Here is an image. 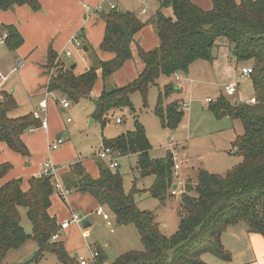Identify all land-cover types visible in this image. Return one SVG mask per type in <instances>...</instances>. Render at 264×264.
I'll list each match as a JSON object with an SVG mask.
<instances>
[{"label": "trees", "instance_id": "obj_1", "mask_svg": "<svg viewBox=\"0 0 264 264\" xmlns=\"http://www.w3.org/2000/svg\"><path fill=\"white\" fill-rule=\"evenodd\" d=\"M154 27L159 46L145 51L137 47V56L143 69L135 80L123 87L107 89L103 85L94 101L92 118L103 127L108 115L117 110L129 109L134 113L131 96L138 94L142 106L148 107V91L156 85L160 76L171 79L174 75H188L197 61L212 62L214 50L225 45L236 64L250 62L253 98L249 103L234 105L220 95L209 107L216 118L224 115L242 124V134L232 142L233 150L242 161L224 175L199 170L197 181H184L180 195L179 225L171 236H165L155 222L154 214L138 209L132 188L125 193L122 177L117 170L97 162L98 177L93 178L81 161L68 166L60 182L69 194L90 196L113 218L119 227L133 225L137 230L142 249L120 255L111 264H205L202 255L207 253L221 261L229 262L231 255L222 244L223 234L231 227L244 224L248 233L259 234L264 239V0H210L211 8L204 10L192 0H156ZM21 6L39 11L37 0H0V12H8ZM170 10L172 15H166ZM104 22V35L99 50L113 57L107 61L88 52L90 66L77 73L60 62L49 48L43 66L48 76L47 93L63 97L77 104L89 99L99 71L103 81L119 71L132 58L131 45L134 36L150 21H142L137 14L116 8H103L99 12ZM9 34L6 46L15 51L23 43L18 31L6 26ZM84 46L82 29L75 37ZM88 48V47H87ZM83 49V48H82ZM181 93L179 87L169 82L159 91L153 114L159 118L162 128L174 131L184 118L185 111L179 101L165 104L173 94ZM17 102L8 93L0 92V145L10 151L29 157L22 141L27 131L40 128V122L27 114L11 117L17 110ZM109 148L123 158L137 156V171L141 178L154 177L148 189L149 196L164 203L173 185V161L170 152L164 158L152 159L151 144L144 126L135 118L134 129L112 139L103 140ZM98 159V158H97ZM100 160V159H98ZM12 166L0 164V180ZM28 189L23 190L18 180L0 185V264L11 250L19 249L25 242L36 244L33 260L39 262L51 253L60 264H76L77 259L68 255L60 236V224L49 214L51 198L55 193L51 176L31 177ZM61 197V196H60ZM20 209L26 210L31 224L27 234L21 226ZM204 245L202 249L197 246ZM97 256L90 264H108L104 252L94 249Z\"/></svg>", "mask_w": 264, "mask_h": 264}, {"label": "rangeland", "instance_id": "obj_2", "mask_svg": "<svg viewBox=\"0 0 264 264\" xmlns=\"http://www.w3.org/2000/svg\"><path fill=\"white\" fill-rule=\"evenodd\" d=\"M205 1V5H209L208 0ZM106 4L108 6L117 4L121 11L133 12L137 16L139 11L144 10L139 18L143 22L150 21L146 30L148 32L150 30L157 37L154 27V15L157 10L156 0H107ZM199 5L201 6L200 3ZM165 14L172 15L170 10H166ZM6 52L5 46L0 44V63L5 62L7 69L8 53ZM214 54L216 57L211 63L208 61L194 63L190 67L188 75L184 76V91L171 95L165 101V104H167L177 100L185 106L184 118L174 131L162 128L159 118L153 114L159 91L170 82V79L165 76H160L156 81V85L149 89L147 108L142 106L140 95L133 94L131 103L134 113L130 112L129 109L113 111L108 115V121L103 127L99 121L94 120L91 116L96 100L95 93H91L89 99H83L77 104L68 102L69 108L65 113L61 112V96L58 95L60 97L57 101L55 99L46 116L50 126L61 129L60 134L64 144L57 152L67 151L75 155L76 160L73 161H81L83 165H87L90 171L96 172L98 171L97 162L108 166L106 160L97 159V154L104 148L103 140L112 139L132 131L134 129V119L136 118L145 128L147 138L151 144L149 155L152 159L164 158L166 153L170 151L167 145L171 141V143L178 145L175 150L179 156L183 155L189 160L186 172L184 171L183 176H179L180 179L195 184L198 171L201 169L212 174L224 175L226 171L242 161L240 155H234L235 150L232 147L235 137L242 134V124L239 120H232L227 115L216 118L209 111L212 104L206 100L210 99L215 102L220 95L225 96L222 93L224 86L237 82V91L233 95L225 97L230 101L234 102L236 100L240 104H245L252 100L253 89L249 76L241 75V69L249 67L250 62L236 64L225 45L215 49ZM72 61L73 59L68 60L66 66L69 67ZM75 71L77 73L83 72L80 66ZM0 79L2 80V77ZM9 84L14 85L10 78ZM100 84L99 80L98 86ZM113 87L115 86L110 78L107 89ZM20 97L22 101L20 100L19 106H21L22 111H27L31 105L30 100L24 94ZM10 116L14 118L15 112L11 113ZM67 119H70V121L67 122ZM116 120H120L121 123H116ZM55 139L56 137L52 142ZM0 157L3 163L12 165L13 170L11 173L17 180L25 178L29 174L30 171L27 170L28 167L26 168L25 165L38 167L39 163L47 159L46 151L44 154L43 151L30 153L29 158H24L15 153H10V157L1 153ZM34 158L35 163H33ZM114 170H117L122 177L125 193H130L132 188L138 190L134 195V201L138 209L153 212L155 222L159 224L161 232L167 237L173 235L179 225L180 196L168 197L163 204L151 198L148 189L152 185L154 177L141 178L139 176L136 155L118 159V167ZM3 180H0V183H3ZM26 183L22 184V187H25ZM71 202H74V207L78 210L76 213L80 216L81 221L80 223H71L67 229H60V239L66 252L72 258L77 254L78 257L90 261L92 258L91 251L99 248L104 252L107 263L111 264L127 251L142 249L140 237L135 227L133 225L119 227L110 216L112 227L108 228L107 223L95 213L97 206L88 195L78 194L67 199V197H60L55 191L51 209L59 224L63 220L68 221L71 219L70 209L68 208V204ZM19 212L21 226L27 234H30L31 224L26 216V210L20 209ZM82 221H87L90 226L83 228L81 226ZM111 229L113 233H111ZM226 241L228 240L226 239ZM203 247L204 245H199L197 249ZM35 249L36 244L32 240H28L19 249L9 251L1 264H60L54 254L51 253L46 254L39 262H34ZM202 260L205 264H209L216 259H212L211 255L204 253ZM215 262L218 263L217 260Z\"/></svg>", "mask_w": 264, "mask_h": 264}, {"label": "crops", "instance_id": "obj_3", "mask_svg": "<svg viewBox=\"0 0 264 264\" xmlns=\"http://www.w3.org/2000/svg\"><path fill=\"white\" fill-rule=\"evenodd\" d=\"M37 1L40 7L39 11L37 12L32 11L27 6L17 7L8 12H0V24L4 27L12 26L15 28L23 41L22 45L15 51H10L5 44L4 46L7 50L6 53H8L7 69L5 67V62L0 63V78L2 77V80H4L2 81L0 79V92L4 91L10 93L17 102L18 108L14 111V117L24 116L33 112L38 107V104L43 100L46 101L45 116H47L49 109L53 105V102H55V99L57 101L58 97H60L57 94L47 93L46 91L49 78L44 72L43 66L46 63L47 51L49 48H51L57 54L60 62L66 65L68 60L73 59L72 63H76L75 69L79 68L80 66L83 71L87 70L90 66V62L88 60V52L90 50L94 51L97 55V58H99L101 61H107L113 57L112 54L104 53L99 50V45L102 41L105 27L103 20L99 16V12L103 10V8L109 7L120 10L119 5L111 4L108 6L106 4L107 0ZM192 1L194 3L197 2L196 4L204 10H209L211 8L210 0H208L209 5H205V0ZM143 13L144 10L139 11V15H142ZM139 15L138 17H140ZM147 26L148 25H146L134 36V41L131 45L132 58L125 62L123 67L110 77L114 86L123 87L127 85L128 83L135 80L142 71L143 64L137 56V47H140L145 51H149L159 46L158 37H156L153 32L151 33L150 30L148 32V30H146ZM81 29L84 35V46L82 48L86 49L85 52L82 48L79 50L76 49L72 43ZM67 51L71 52L70 57L65 56V52ZM72 63H70V66ZM97 74V81L91 92L93 94L95 93L96 98L100 95L103 85L107 86L108 80L110 79L109 78L108 80L103 81L99 71ZM178 77V80H176L175 76H173L172 79H170V82L175 83L182 93L185 88L183 82L184 76L179 75ZM9 78L12 79L14 85H8ZM99 80L101 83L100 86H98ZM22 94L26 95L31 103L30 108L27 111H22L21 106H19L20 100L22 101V98L20 97ZM49 98L51 99L49 100ZM60 98L62 101L63 97ZM66 110L61 107L62 113H65ZM46 119V130L40 128L35 129L25 132L21 137L29 151V154L42 151L44 154L46 151L47 157L46 160L39 163L38 167L35 166L36 168L25 165L26 168L28 167L27 170L30 172L25 178L21 179V188L23 190L27 189L28 184L26 182L29 178L33 176L39 177L42 171V164L45 161H49L54 167H56V178L59 181L61 175L67 172L68 166L76 162L73 161L76 160L75 155L70 154L67 151L57 152L58 149L64 144V140L60 134L61 129L52 125L50 126L47 117ZM55 137L56 139L53 142L60 138L63 140V144L57 150L49 152L48 146L53 143L52 140ZM177 146L178 145H176V147ZM1 153L5 154L7 157H10V153L14 152L10 151L4 144H1L0 154ZM234 155L237 154L234 153ZM181 156L184 157L183 155ZM0 160H2L1 157ZM33 163H35V158L33 159ZM187 163H189L188 159L187 162L180 168L179 173L182 176L186 170ZM0 164H3V160L0 162ZM83 166L91 175V177H98V171L92 172L88 169L87 165L84 164ZM33 169L35 170L34 172ZM12 170L13 167L7 176L3 178V183L10 180H17L11 173ZM3 183H0V185ZM24 183H26V186L22 187V184ZM73 195L78 194H69L67 199ZM71 203L68 204L70 213L72 211L77 212L78 210L74 207V202ZM94 204L97 206L95 201ZM49 214L56 218V215L53 213L51 207ZM62 222H64V220ZM88 226H90V223H88ZM226 239L228 241H226ZM221 240L224 248L231 254V260L229 262H224L211 256L212 259H216L218 261L217 263L215 262L216 260H212L214 264H264V239L259 234L248 233L244 224H239L235 227L229 228L223 234ZM58 241H62L60 236L58 237Z\"/></svg>", "mask_w": 264, "mask_h": 264}, {"label": "built area", "instance_id": "obj_4", "mask_svg": "<svg viewBox=\"0 0 264 264\" xmlns=\"http://www.w3.org/2000/svg\"><path fill=\"white\" fill-rule=\"evenodd\" d=\"M86 10L88 11V9L86 8ZM9 38V34L7 32V30L5 29V27L3 25L0 24V44L1 45H5L7 40ZM73 46L76 49H80V42L77 41L76 39L72 42ZM65 56L66 57H70L71 56V52L67 51L65 52ZM252 73V69L250 67H243L241 69V75L242 76H249ZM176 80H178V76L179 75H174ZM237 86L238 83L237 82H233L231 84H228L226 86H224L223 88V93L225 96H231L233 95L236 91H237ZM207 102H212L210 99L207 100ZM61 105L63 109H68L69 108V103L64 99L61 101ZM45 111H46V101L43 100L38 104V107L33 111V117L35 119H37L40 122V129L46 130L47 129V119L45 116ZM70 119H67V122H69ZM116 123H121L120 120H116ZM63 144V140L58 138L55 142L51 143L48 146V150L49 152H53L55 150H57L61 145ZM176 145L170 143L167 145V148H169V152L172 156V161H173V173H172V179H173V185L171 187L170 190V194L172 196H180L183 192H184V180L180 179V168L183 164H185L187 162V159L179 156V154L177 153V151L175 150ZM97 158L100 160H106L108 162V167L111 170H114L118 167V155L116 153H114L112 150H110L109 148H103L98 154H97ZM56 167H54L49 161H45L42 164V171L41 174L39 176H51L53 178V186H54V190L58 193L59 196H61L62 198H66L69 193L67 190H65L61 184V182L59 180H57L56 178ZM95 213L100 216L102 218V220H104L107 223L108 228H111L112 225L110 223V215L109 213H107L105 211L104 208L102 207H97ZM70 220L68 221H64L60 224V229H66L68 228V226L71 223H80L81 218L80 216L75 212L72 211L71 212V216H70ZM113 232V230L111 229V233ZM59 237L58 234L54 235V238L57 239ZM92 254V258L90 261L85 260L82 257H78L77 256V262L78 264H90L92 262L93 259L96 258L97 256V252L95 250L91 251Z\"/></svg>", "mask_w": 264, "mask_h": 264}, {"label": "water", "instance_id": "obj_5", "mask_svg": "<svg viewBox=\"0 0 264 264\" xmlns=\"http://www.w3.org/2000/svg\"><path fill=\"white\" fill-rule=\"evenodd\" d=\"M83 51L85 52L86 49L84 48ZM75 68H76V63L74 62V63L71 64V66L69 67V69H70L71 71H73V70H75ZM233 103H234V105H236V104H237V101L235 100ZM234 153H236V151H235ZM18 182H19V183H22V180H21V179H18ZM87 226H88V222H87V221H83V222H82V227H83V228H86ZM73 258H74V259H77V254H75Z\"/></svg>", "mask_w": 264, "mask_h": 264}]
</instances>
